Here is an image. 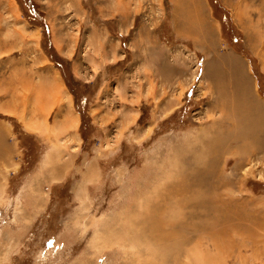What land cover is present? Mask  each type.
<instances>
[{
    "label": "rangeland",
    "instance_id": "rangeland-1",
    "mask_svg": "<svg viewBox=\"0 0 264 264\" xmlns=\"http://www.w3.org/2000/svg\"><path fill=\"white\" fill-rule=\"evenodd\" d=\"M232 60L264 103V0H0V264H264ZM208 153L194 217L165 197Z\"/></svg>",
    "mask_w": 264,
    "mask_h": 264
},
{
    "label": "bare ground",
    "instance_id": "bare-ground-1",
    "mask_svg": "<svg viewBox=\"0 0 264 264\" xmlns=\"http://www.w3.org/2000/svg\"><path fill=\"white\" fill-rule=\"evenodd\" d=\"M229 63L231 65L229 70L230 69L231 70L230 71L228 70L229 74H228V76H226V78H229V81L226 80L225 83L228 84V85L226 84L227 88H229L228 86H231L232 84H234V88H235L233 91L234 97L227 96L226 99H223V96H221V94H220V98H218V99H220L221 104H225L224 108L226 110H230V113L233 116H235V119L233 121V128L231 130L224 132V133L229 134L230 138L234 141L244 142V145H241L240 149L249 146V148H252L254 151L256 150V152H258L264 146V139H263V136H264V103L261 100H259L255 95H253L252 90H251V84L249 83L248 76L245 73H241V71H239L242 66H240V69L237 68L234 64V60H232V62H229ZM242 68L244 69V67H242ZM218 74L219 73L217 72V77L220 76ZM221 76H223V74ZM222 80H223V78H222ZM40 90H41V88H40ZM51 91H52L51 93H50V91L48 93H46V90L42 91V92L39 91L40 96L44 95V93L46 96H48L45 100V104L39 107V109H40L39 112H42L45 114L44 108L47 106L50 107L52 105V103L55 101L54 98H55V96H57L58 92H56V91L54 92V89ZM231 98H233V99H231ZM57 99H59V97H57ZM229 101H232L231 106L229 105L230 103H228ZM56 102H57V100H56ZM221 104H219V105H221ZM48 110H50V109H47V111ZM227 115H228V112H227ZM77 123H78V118H74L73 124L77 125ZM225 134H223V136L221 137V140H217V148H219L218 152H220V153H222L224 150L227 151L229 149L228 146L227 147L225 146L224 149H221L222 148L221 146L223 145L222 140L227 142L226 138L228 136H225ZM249 140H250V142H247ZM219 141L221 142V145L219 144L220 146H218ZM237 149H239V148H237ZM246 150H247V148H246ZM215 151H216V149H215ZM203 154H205V153H203ZM203 154H202V156H203ZM238 154H240V153H238ZM209 155H211V154L208 153V155H206V156L204 155V157H206L208 159V161L205 160L208 163H203V167H198L196 169L194 168V169H192V171L190 173H188L184 177L180 178L182 180L179 183V187L175 188L176 192L173 193L174 189L172 188L166 194V197H165L167 199V201L174 199L173 196H175V197H178L177 199L180 198L181 200H183L184 204L190 203L191 206L193 204L194 208H193V212L191 215H193L194 217H198L200 215V213L197 212V209L204 204L201 201L197 202L196 198L198 196H200L201 194L202 195L205 194L206 197H208V198H209V196L210 197L215 196L214 195L215 194V190H214L215 187L212 189L209 188L211 186H210V183L208 182V180L212 181V179L214 178V176H210V173H212L211 168H213V166H214L212 163L214 158H213V156H209ZM215 159H216V157H215ZM201 161H203V160H201ZM215 167H216V165H215ZM191 174H194V176H191ZM59 176L60 175H58V177ZM212 186H213V182H212ZM172 187H174V185ZM181 195H182V198H181ZM159 204H161V203H159ZM159 204H158V206H159ZM204 205L202 207H204ZM163 207H164V203L161 204L157 208V212H155V213H158L159 216H161L162 214H165L166 213L164 211L165 207L164 208ZM213 210H215V208H213ZM156 222L158 223L159 221H156ZM157 226H158V224H157Z\"/></svg>",
    "mask_w": 264,
    "mask_h": 264
}]
</instances>
